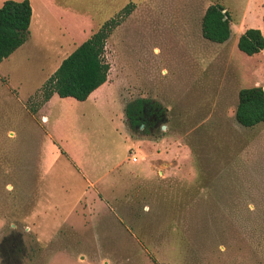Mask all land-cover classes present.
Wrapping results in <instances>:
<instances>
[{
	"label": "rangeland",
	"instance_id": "1",
	"mask_svg": "<svg viewBox=\"0 0 264 264\" xmlns=\"http://www.w3.org/2000/svg\"><path fill=\"white\" fill-rule=\"evenodd\" d=\"M211 2L230 11L222 43L201 31ZM31 3L29 38L0 62V264H264V122L236 118L240 89L264 86V49L238 46L264 34V0ZM111 17L107 82L42 103ZM137 97L168 107L149 133L126 118Z\"/></svg>",
	"mask_w": 264,
	"mask_h": 264
},
{
	"label": "trees",
	"instance_id": "2",
	"mask_svg": "<svg viewBox=\"0 0 264 264\" xmlns=\"http://www.w3.org/2000/svg\"><path fill=\"white\" fill-rule=\"evenodd\" d=\"M124 9L129 13L131 5ZM32 16L31 0H5L0 6V62L29 38ZM120 24V18L107 19L63 58L44 83L41 102H48L55 93L61 97L73 96L86 100L94 90L107 82L111 64L105 57L106 45ZM201 31L205 38L215 42L222 43L230 38L231 16L223 3L209 4L202 16ZM238 46L248 54L262 51V30L247 28L239 37ZM238 97L236 118L242 125L251 127L264 122V86L243 87ZM167 110L168 107L155 98L137 97L126 104L125 115L133 129L149 133L164 118Z\"/></svg>",
	"mask_w": 264,
	"mask_h": 264
},
{
	"label": "crops",
	"instance_id": "3",
	"mask_svg": "<svg viewBox=\"0 0 264 264\" xmlns=\"http://www.w3.org/2000/svg\"><path fill=\"white\" fill-rule=\"evenodd\" d=\"M211 3H212V2H211ZM211 3H209V4H211ZM209 4L205 6V8H204V12H205L206 8L209 6ZM226 8H227V7H226ZM227 9H228V8H227ZM204 12H203V14H204ZM201 20H202V18H201ZM55 94H56V93H55ZM55 94L52 96V98H51L50 100H52V99L54 98ZM92 94H93V92L90 94V96H91ZM90 96H89V97H90ZM89 97H88V98H89Z\"/></svg>",
	"mask_w": 264,
	"mask_h": 264
},
{
	"label": "flooded vegetation",
	"instance_id": "4",
	"mask_svg": "<svg viewBox=\"0 0 264 264\" xmlns=\"http://www.w3.org/2000/svg\"><path fill=\"white\" fill-rule=\"evenodd\" d=\"M157 124H158V123H157ZM157 124H155V126H156Z\"/></svg>",
	"mask_w": 264,
	"mask_h": 264
}]
</instances>
